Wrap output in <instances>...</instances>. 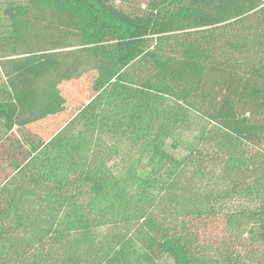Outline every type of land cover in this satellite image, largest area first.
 <instances>
[{
    "label": "trees",
    "instance_id": "1",
    "mask_svg": "<svg viewBox=\"0 0 264 264\" xmlns=\"http://www.w3.org/2000/svg\"><path fill=\"white\" fill-rule=\"evenodd\" d=\"M1 167L0 264H264V0H0Z\"/></svg>",
    "mask_w": 264,
    "mask_h": 264
},
{
    "label": "rangeland",
    "instance_id": "2",
    "mask_svg": "<svg viewBox=\"0 0 264 264\" xmlns=\"http://www.w3.org/2000/svg\"><path fill=\"white\" fill-rule=\"evenodd\" d=\"M18 1L25 2V0ZM133 2L143 6V0H133ZM95 75V71L91 70L79 78L62 82L59 85V89L62 96L65 98V110L58 115L47 117L44 120L30 125V131L34 135L39 136L42 140L48 139L51 135L56 133L57 130L72 117L78 107L86 103L91 98L93 94L92 80ZM0 169H2V167ZM3 174L4 173L0 174V178H3ZM220 229V223L214 222L210 224L208 233L219 232Z\"/></svg>",
    "mask_w": 264,
    "mask_h": 264
}]
</instances>
